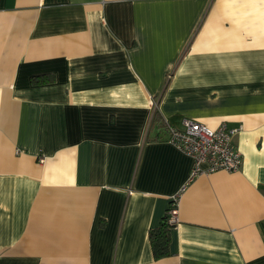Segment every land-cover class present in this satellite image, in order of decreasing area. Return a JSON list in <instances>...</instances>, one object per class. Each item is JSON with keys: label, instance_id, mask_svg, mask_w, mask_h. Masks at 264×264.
I'll use <instances>...</instances> for the list:
<instances>
[{"label": "crops", "instance_id": "obj_1", "mask_svg": "<svg viewBox=\"0 0 264 264\" xmlns=\"http://www.w3.org/2000/svg\"><path fill=\"white\" fill-rule=\"evenodd\" d=\"M154 111L240 169L191 178ZM0 264H264V0H0Z\"/></svg>", "mask_w": 264, "mask_h": 264}, {"label": "built area", "instance_id": "obj_2", "mask_svg": "<svg viewBox=\"0 0 264 264\" xmlns=\"http://www.w3.org/2000/svg\"><path fill=\"white\" fill-rule=\"evenodd\" d=\"M153 104L154 101L152 102ZM167 126L166 140L184 154L192 158L190 177L200 173L216 170L236 171L242 164V157L234 144L233 137L239 127H228L221 122L210 127L191 118H183L181 127L165 122ZM43 158H40L42 161ZM178 221L176 197L168 208L167 222L173 226Z\"/></svg>", "mask_w": 264, "mask_h": 264}, {"label": "trees", "instance_id": "obj_3", "mask_svg": "<svg viewBox=\"0 0 264 264\" xmlns=\"http://www.w3.org/2000/svg\"><path fill=\"white\" fill-rule=\"evenodd\" d=\"M48 79H49V77H46V76L33 77L34 82H43V81H47ZM155 123L165 125L164 120L160 119L157 111H154V113L152 114V118H151V125H153ZM166 128H167V126H166ZM167 217H168V210L162 216L158 226L151 228L149 230L150 245L152 248L153 256L156 259L165 257V256L170 254V251H169V240H170L169 230L171 228V225L167 222Z\"/></svg>", "mask_w": 264, "mask_h": 264}]
</instances>
